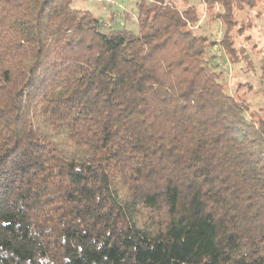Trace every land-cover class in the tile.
<instances>
[{
	"label": "trees",
	"instance_id": "16d2710c",
	"mask_svg": "<svg viewBox=\"0 0 264 264\" xmlns=\"http://www.w3.org/2000/svg\"><path fill=\"white\" fill-rule=\"evenodd\" d=\"M73 1L0 0V264H264V98L213 52L264 0Z\"/></svg>",
	"mask_w": 264,
	"mask_h": 264
},
{
	"label": "rangeland",
	"instance_id": "374dc122",
	"mask_svg": "<svg viewBox=\"0 0 264 264\" xmlns=\"http://www.w3.org/2000/svg\"><path fill=\"white\" fill-rule=\"evenodd\" d=\"M137 1L74 0L72 6L78 9L89 10L104 20L105 30L118 26L137 33ZM192 3L199 6L200 0H192ZM257 10L261 11L259 16L257 15V11L249 13L251 14L249 19L253 20L257 26L248 29L245 33V35L250 36L245 41L244 46L249 51V55L247 56L251 60V66L246 61L232 64L229 55L221 46L216 47V50L213 49V52L217 54V60L219 59V61L216 60L217 69L224 71L223 82H228L229 89L235 90V86H239L237 90L239 98L247 97L255 107H262L264 98V5H261V8ZM243 17L245 18L246 15L243 14L240 18ZM220 30L219 23H214L209 28L203 22V26L201 27V32L208 34L213 40H219L220 35L217 36V34H219Z\"/></svg>",
	"mask_w": 264,
	"mask_h": 264
},
{
	"label": "built area",
	"instance_id": "2783aa9c",
	"mask_svg": "<svg viewBox=\"0 0 264 264\" xmlns=\"http://www.w3.org/2000/svg\"><path fill=\"white\" fill-rule=\"evenodd\" d=\"M218 35H220V33H219ZM218 35H217V36H218ZM216 47H218V45H217ZM216 47H215V48H216ZM215 50H216V49H215ZM218 55H220V53H218ZM218 61H219V59H218Z\"/></svg>",
	"mask_w": 264,
	"mask_h": 264
}]
</instances>
